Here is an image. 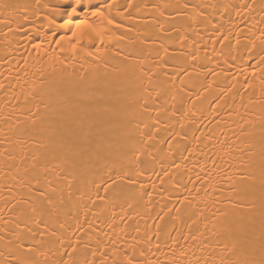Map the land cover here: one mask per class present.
I'll return each mask as SVG.
<instances>
[{
  "label": "bare ground",
  "instance_id": "obj_1",
  "mask_svg": "<svg viewBox=\"0 0 264 264\" xmlns=\"http://www.w3.org/2000/svg\"><path fill=\"white\" fill-rule=\"evenodd\" d=\"M101 261L264 264V0H0V264Z\"/></svg>",
  "mask_w": 264,
  "mask_h": 264
},
{
  "label": "snow or ice",
  "instance_id": "obj_2",
  "mask_svg": "<svg viewBox=\"0 0 264 264\" xmlns=\"http://www.w3.org/2000/svg\"><path fill=\"white\" fill-rule=\"evenodd\" d=\"M67 6H68V8H69L73 13H76V12H77V7L74 6V3L69 2ZM94 14L98 15L99 13H94ZM108 23H109V24H112L113 21H112L111 19H109V20H108ZM83 26H84L85 28L90 27V26L87 25V24H85V25H83ZM77 27L79 28V27H81V26L78 25ZM101 264H103V261H101ZM129 264H131V262H129Z\"/></svg>",
  "mask_w": 264,
  "mask_h": 264
}]
</instances>
